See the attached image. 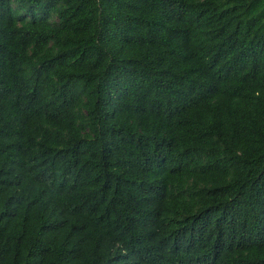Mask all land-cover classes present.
Returning <instances> with one entry per match:
<instances>
[{"label":"trees","instance_id":"obj_1","mask_svg":"<svg viewBox=\"0 0 264 264\" xmlns=\"http://www.w3.org/2000/svg\"><path fill=\"white\" fill-rule=\"evenodd\" d=\"M0 264H264V0H0Z\"/></svg>","mask_w":264,"mask_h":264}]
</instances>
